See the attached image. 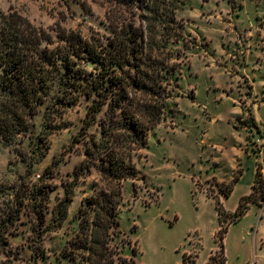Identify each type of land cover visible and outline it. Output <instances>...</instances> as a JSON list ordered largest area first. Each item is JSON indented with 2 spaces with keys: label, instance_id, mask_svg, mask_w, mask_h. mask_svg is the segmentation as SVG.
<instances>
[{
  "label": "rangeland",
  "instance_id": "obj_1",
  "mask_svg": "<svg viewBox=\"0 0 264 264\" xmlns=\"http://www.w3.org/2000/svg\"><path fill=\"white\" fill-rule=\"evenodd\" d=\"M108 5V0H0L1 11H15L36 26L84 32H104ZM176 17L184 26L182 41L172 48L179 54L173 61L181 64L179 86L138 163L146 182L124 183L120 229L131 241L117 242L125 256L137 248L139 264H222L215 197L233 213L251 192L256 165L264 171V152H259L264 149V0H182ZM85 103L63 115V130L40 141L43 111L35 118L34 131L17 140L34 153L46 151L36 155L29 171L14 147L0 148V184L37 181L61 157L52 178L55 187L45 199L51 208L63 194L61 178L80 160L70 144L82 125ZM235 178L231 195L222 199L220 188ZM91 180L75 189L57 229L51 230L48 212L49 225L39 236L24 215L17 232L8 236L11 255L0 251V264H82L62 250L79 229L78 207L91 192ZM8 198L0 191L2 206ZM229 221L225 217L223 225ZM223 244L225 264H264V205L249 204L228 226Z\"/></svg>",
  "mask_w": 264,
  "mask_h": 264
},
{
  "label": "trees",
  "instance_id": "obj_2",
  "mask_svg": "<svg viewBox=\"0 0 264 264\" xmlns=\"http://www.w3.org/2000/svg\"><path fill=\"white\" fill-rule=\"evenodd\" d=\"M179 2L108 0L104 32L43 28L15 11L0 10V148L14 147L29 171L36 155L43 157L46 151L34 153L17 140L34 131L42 111L38 141L63 130V115L86 100L82 125L70 144L80 160L61 178L63 194L51 208L45 199L55 187L52 178L61 157H55L37 181L0 184V191L9 196L5 206L0 204L2 253L11 255L8 236L17 232L24 215L39 236L49 225L48 212L51 230L57 229L67 218L75 189L91 178V192L78 207L79 229L67 239L63 255L72 262L79 257L82 264H139L134 259L137 248L125 256L117 242L131 241L120 229L123 186L128 180L146 182L138 163L179 86L181 64L173 61L179 54L172 49L183 35V22L176 17ZM236 180L220 188L225 197ZM251 203L264 205L260 164L251 192L239 199L233 213H226L215 197L222 264L228 226L239 221Z\"/></svg>",
  "mask_w": 264,
  "mask_h": 264
},
{
  "label": "crops",
  "instance_id": "obj_3",
  "mask_svg": "<svg viewBox=\"0 0 264 264\" xmlns=\"http://www.w3.org/2000/svg\"><path fill=\"white\" fill-rule=\"evenodd\" d=\"M259 152H264V149L260 150ZM256 170V168H255ZM263 171V170H262ZM263 175H264V171H263ZM254 182V181H253ZM232 193V192H231ZM222 199H227L228 197H225L223 194H220ZM231 195V194H230ZM220 197V196H219ZM220 199V198H219ZM211 256V255H210ZM210 258V257H209Z\"/></svg>",
  "mask_w": 264,
  "mask_h": 264
},
{
  "label": "built area",
  "instance_id": "obj_4",
  "mask_svg": "<svg viewBox=\"0 0 264 264\" xmlns=\"http://www.w3.org/2000/svg\"><path fill=\"white\" fill-rule=\"evenodd\" d=\"M257 142H260V140H259V139H257Z\"/></svg>",
  "mask_w": 264,
  "mask_h": 264
}]
</instances>
